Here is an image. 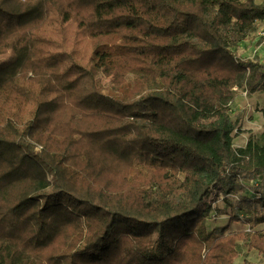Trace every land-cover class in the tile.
I'll return each instance as SVG.
<instances>
[{
	"label": "trees",
	"instance_id": "obj_1",
	"mask_svg": "<svg viewBox=\"0 0 264 264\" xmlns=\"http://www.w3.org/2000/svg\"><path fill=\"white\" fill-rule=\"evenodd\" d=\"M263 22L256 0H0V264L264 257V128L235 147L230 112L264 93L233 49Z\"/></svg>",
	"mask_w": 264,
	"mask_h": 264
},
{
	"label": "rangeland",
	"instance_id": "obj_2",
	"mask_svg": "<svg viewBox=\"0 0 264 264\" xmlns=\"http://www.w3.org/2000/svg\"><path fill=\"white\" fill-rule=\"evenodd\" d=\"M257 3L262 4L264 0H256ZM234 49L236 55L243 60L258 61L264 65V22L261 23L256 32L250 34L247 39ZM104 85H108L109 79L101 78ZM238 89V95L231 104V116L233 119L240 120V129L237 130V136L234 140L235 147H244L250 138L258 137L264 128V93L256 92L249 93L247 90ZM250 181L249 186L252 185ZM254 188L245 190L242 195L254 196ZM241 194L237 193L235 196H227L224 190L216 189L212 192V198L207 200L206 205L201 207L203 211L207 205L218 206L219 209L227 211L226 215L217 216L212 213V217L207 220L208 230L215 227L225 226L231 217V212L234 209L231 207ZM242 215V212H236ZM249 231V226L243 223H236L232 227V231ZM256 231H264V224L255 228ZM237 251L238 257L234 264H264V257L256 250H249L247 245L243 242H238Z\"/></svg>",
	"mask_w": 264,
	"mask_h": 264
},
{
	"label": "crops",
	"instance_id": "obj_3",
	"mask_svg": "<svg viewBox=\"0 0 264 264\" xmlns=\"http://www.w3.org/2000/svg\"><path fill=\"white\" fill-rule=\"evenodd\" d=\"M262 24H263V23H262ZM237 47H239V46H237ZM235 48H236V47H235ZM235 48H234V49H235Z\"/></svg>",
	"mask_w": 264,
	"mask_h": 264
},
{
	"label": "built area",
	"instance_id": "obj_4",
	"mask_svg": "<svg viewBox=\"0 0 264 264\" xmlns=\"http://www.w3.org/2000/svg\"><path fill=\"white\" fill-rule=\"evenodd\" d=\"M237 89V88H236Z\"/></svg>",
	"mask_w": 264,
	"mask_h": 264
}]
</instances>
